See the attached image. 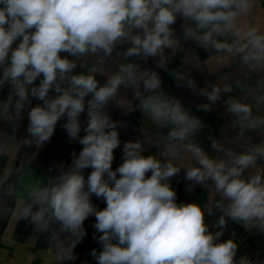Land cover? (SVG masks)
Listing matches in <instances>:
<instances>
[{
	"label": "clouds",
	"instance_id": "obj_1",
	"mask_svg": "<svg viewBox=\"0 0 264 264\" xmlns=\"http://www.w3.org/2000/svg\"><path fill=\"white\" fill-rule=\"evenodd\" d=\"M261 3L0 0V88L6 83L10 88L0 101V120L11 123L14 132L26 109L29 120L26 137L0 133V156L14 152L16 157L22 146H43L64 117L69 138L83 145L78 155L72 153L71 165L61 164L59 174L46 182L24 161L0 172V216H9L15 226L28 220L35 233L48 234L45 264L77 259L74 249L86 235L90 215L102 233L94 236L102 245L91 252L96 264H253L245 255L237 258L241 243L235 233L226 241L221 237L229 219L245 232L264 234V23L256 15L264 12ZM178 18L183 19L182 39L172 27ZM187 41L208 53L213 72L238 65L237 73L220 75L203 88L187 72L171 73L178 86L207 98L200 110L221 101L231 116L234 138L206 137L215 155L203 146L201 118L162 89L156 71L141 70L129 59L155 58L157 68L168 70V51L178 55ZM125 44L122 55L112 57ZM198 58L189 55L182 63L200 68ZM78 66L86 71L75 74ZM97 74L105 77L103 85ZM121 87L130 89L138 103L121 95ZM30 97L43 103L29 109ZM110 101L143 114L141 138L124 142L123 162L115 170L114 150L121 141L118 122L106 111ZM146 121L158 131L142 140ZM149 147L160 151L145 155ZM181 170L191 182L187 190L200 185L210 193L207 200L177 203L170 181ZM93 195L106 207L99 210ZM217 209L222 214L209 225L205 217ZM6 242L15 244L11 236Z\"/></svg>",
	"mask_w": 264,
	"mask_h": 264
},
{
	"label": "crops",
	"instance_id": "obj_2",
	"mask_svg": "<svg viewBox=\"0 0 264 264\" xmlns=\"http://www.w3.org/2000/svg\"><path fill=\"white\" fill-rule=\"evenodd\" d=\"M261 7L264 8V0H262ZM256 15L259 17L260 21L264 23V12L258 11ZM182 24L183 19L178 18L176 23L172 26L175 30L176 36L181 39L183 35ZM18 42L19 40L17 43ZM15 46L16 45L14 44L13 47ZM127 47V44L118 46L117 49L114 50L112 57L119 58L118 54L122 55V51ZM167 54L169 56L168 70L157 68L155 58L150 57L147 61L137 57L129 59L139 64L141 70L148 69L156 71L162 80V89L167 94L178 98L184 104L186 109L201 118L205 125L204 135L200 137L203 142V146L206 151L215 155L216 153L211 149L210 142L206 137L210 134L214 135L217 139H220L225 135L230 138H234L237 135V130L231 127V116L226 112L221 101H218L217 104L209 111L200 110V105L208 102L207 98L202 95H198L186 85L178 86L175 77L171 73L172 70L187 72L190 74L191 78L196 81L198 88H203L210 86L211 83L215 82L220 75L237 73L238 65L233 63L230 66L221 68L218 72L211 71L210 69L213 67L214 62L208 59V53H206L202 48H198L192 41L183 42L182 51L178 55H173L170 51H168ZM189 55L199 57L195 63L201 69L182 63L183 59ZM83 71H86V69L79 66L74 70L75 74H79ZM96 79L100 82V85L105 83V77L103 75L97 74ZM34 83L38 84L39 79ZM9 91V87H6L3 90L0 101L7 99ZM54 94V92H50V95ZM120 94L126 95L133 103H138L134 100L133 93L130 89L121 87ZM90 98V96L86 97V100ZM30 101L31 103L29 105V109L37 104L43 103L42 101L31 97ZM106 111L110 115L111 119L118 122L117 131L119 132V138L121 141L120 147L114 150L112 168L115 170L123 162L122 157L124 142L135 141L141 138L143 114L138 108L134 111H125L111 101L106 106ZM27 113L28 109L23 112L22 118L17 120L15 132L11 123H6L3 120H0V133L14 135L18 140L26 137L28 135L27 127L29 123ZM80 120V136L82 137L85 135L83 129L86 127L87 123L86 112L81 114ZM65 123L66 117L61 118L58 121L53 136L50 141L45 142L43 146L39 148L34 144L31 146H22L20 147L16 157L14 152L6 156H0V172H2L6 166H16L19 162L24 161L37 178L46 182L48 176H56L59 174L61 164H63L64 168L67 169L72 162V153L75 152L78 155L82 150L83 145H81L78 140H71L69 138L63 127ZM143 131L144 136H142V140H145L147 137L154 135L158 130L151 125L150 121H146ZM253 138L258 141L260 139V135L253 134ZM145 146H148L147 143ZM159 151L160 149L157 147H149L145 155H157ZM49 169H51V171H49ZM91 170V168L84 170L83 174L85 175V178H87ZM184 177L185 172L184 170H181V172L177 176L171 178L170 181L177 195V203H191L197 201L204 202L208 199L210 193L207 189L201 187L200 185H196L192 191H188V185L191 182L187 181ZM26 179L31 180L33 178L28 176ZM91 199L99 210L106 207V203L103 199H99L95 195H93ZM12 206V202L9 201L8 207ZM221 214V210H214L213 215H206V223L211 225ZM95 222L96 218L94 215H90L85 220L84 228L86 230V235L74 249V254L77 259L75 261H67L66 264H96V260L91 256V252L94 249L97 251L102 250V245L97 239H94V236L98 238V236L102 233H98L95 230ZM233 233H235V238L241 243V247L237 253V258H239L240 255H256L261 260H264V234L257 231H252L250 233L245 232L239 224L229 219L221 237V241L233 238ZM68 235V233L62 234L61 238L66 240ZM9 236L15 240V244L9 245L6 242V239ZM33 236H37L38 238L36 241L33 240V242L29 244ZM48 247V234L35 233L34 225H32L28 220L21 221L15 226V224L11 222L9 216H0V264H45V249Z\"/></svg>",
	"mask_w": 264,
	"mask_h": 264
},
{
	"label": "built area",
	"instance_id": "obj_3",
	"mask_svg": "<svg viewBox=\"0 0 264 264\" xmlns=\"http://www.w3.org/2000/svg\"><path fill=\"white\" fill-rule=\"evenodd\" d=\"M9 87V85L6 83L2 88H0V97L2 95L3 90ZM216 229H213V231H215ZM247 258L253 262V264H264V260H261L258 256L256 255H249L247 256Z\"/></svg>",
	"mask_w": 264,
	"mask_h": 264
}]
</instances>
